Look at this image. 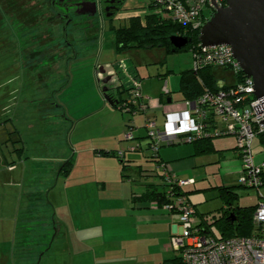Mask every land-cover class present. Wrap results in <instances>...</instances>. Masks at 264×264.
Segmentation results:
<instances>
[{
	"label": "rangeland",
	"instance_id": "rangeland-1",
	"mask_svg": "<svg viewBox=\"0 0 264 264\" xmlns=\"http://www.w3.org/2000/svg\"><path fill=\"white\" fill-rule=\"evenodd\" d=\"M48 1L36 0L42 4L39 9L42 14L35 26L24 31L27 34L23 33L20 37L18 25L9 30H1L8 31L4 37L0 36V169H4V173H0V197L5 200V239L8 234L10 236L8 231L10 225H13V218L12 222H8L7 217L9 214L14 216L19 199L21 201L18 207L22 212L24 208L21 205L28 197L44 199L49 191L47 186H50L46 180L48 181V176L51 175L52 167L58 166L56 158L63 157L61 164L67 157L72 159V147L78 142H81L83 147L91 145L92 150H99L100 145L115 140L121 144L120 148L114 149L117 153L125 151V156L135 159V163H132L130 168L127 166L121 176L118 174L120 158L109 157L113 165L118 167L117 174L116 170L112 172L109 169V164L100 162L103 164L101 170L107 167L104 176L108 181L105 190L99 194L102 198L117 199L119 203L121 191L126 193L131 189L139 192L147 183L157 184L161 188L162 170L154 162L146 160L148 152L128 149L140 140L136 136L146 135L142 127L144 115L125 112L113 107L104 99L99 68L104 71L116 69L118 78L124 83L123 87L128 86L130 78L135 76L142 94L154 103L162 93L167 98L175 99L179 96L180 73L192 66V53L187 50L171 52L165 47L154 46L132 47L121 53L115 51V28L128 26L134 16L143 22L145 14L149 11V0H119L112 13H96L92 23L80 22L82 16H76L73 22L66 26L65 35L64 26L60 24L49 27L58 21L49 5L45 6ZM204 14L206 17L210 16L206 9ZM8 16L6 19L12 21L11 14ZM2 18L3 13L0 10V20ZM110 91L122 99L127 96L126 92L117 95L115 87H111ZM149 113L151 116L152 111ZM155 113L157 125H162L165 119L164 110L158 108ZM66 120L70 126H67ZM127 124L132 125L131 132L135 136L132 140L124 138L125 133L129 131ZM218 128H223L221 120L218 121ZM79 134L80 137L75 138ZM212 140L215 146L222 150V156L215 152L201 157L189 173L181 171L174 174L180 179L193 178L190 180L194 183L184 187V190L189 191V199L201 207L198 208L200 212H213V216L217 218L218 209L224 201L218 187L224 185L229 186V190L236 194L234 205L255 206L259 200L264 199V185L259 187L258 191L240 185L242 159L231 149L235 145V137L232 134H221ZM188 145L190 143L165 144L160 149L189 147ZM251 153L255 164L264 161V147L257 137L251 143ZM167 155L170 163L180 160L173 159L176 156L173 150L167 152ZM81 159L87 158L81 155L80 163L75 167L70 181L81 178ZM74 160L75 156L73 164ZM9 164L17 167L14 178L16 184L13 185L4 184V176H11L6 170ZM135 164H141L143 167L140 177L135 171L138 170ZM100 175H103V172ZM31 180L34 185L26 192L24 184ZM52 180L54 184L55 178ZM62 181L63 177L60 175L58 183L48 194L50 200L55 197L56 211L59 213L61 209L58 207V201H62L60 198L64 192ZM108 202L110 208L117 206L114 201ZM43 208H46L45 203L35 209ZM208 215L209 222L212 223V214ZM211 228L210 235H221L215 225ZM154 238L155 236H140L133 242V264H180L177 261L165 263V259L179 258L180 254L172 246L166 249L163 241ZM128 259L129 257L126 258ZM125 263L128 264L127 261Z\"/></svg>",
	"mask_w": 264,
	"mask_h": 264
},
{
	"label": "crops",
	"instance_id": "crops-1",
	"mask_svg": "<svg viewBox=\"0 0 264 264\" xmlns=\"http://www.w3.org/2000/svg\"><path fill=\"white\" fill-rule=\"evenodd\" d=\"M170 99L171 101L167 102L165 96V103L162 104L160 97L157 100L155 99L154 103L149 98L151 116L155 120L157 118L155 111L158 108L163 109L165 112L176 110L177 106L182 105V101H173L172 97ZM66 123L67 126H70L69 121L66 120ZM78 137H80V134L76 135L75 138ZM140 143L144 144V140L140 139ZM120 146V143L118 144L113 140L110 143L100 145V149L114 150L120 148ZM188 146L166 150L160 149L159 158L161 162L158 166L162 172L168 170L173 174H178L181 171L189 173V170L197 165L199 158L207 157L215 152L220 153V156L223 155L222 150L215 146L213 140L212 149H215L214 152H206V145L190 143ZM92 148L91 145L81 146V142H78L77 145L75 143L72 147V159L69 158L73 163V157L75 156L74 164L66 176L62 175L64 192L60 198L62 201H58L61 213L58 210L56 211L55 197L53 196L50 200L48 194L60 178L61 160H64L62 156L56 158L58 166L52 167L51 175L48 176V181L46 180V183H50V186H47L49 191H47L46 197L44 199L31 197L23 199L24 202L21 206H23L24 212L18 207L21 201L19 199L14 216L9 214L7 217L8 222H12L13 218V225H10V230L8 229L10 236L7 233L6 239L5 215L3 213L5 200L0 197V264H114L116 262L126 264L125 261L128 264H133L134 256L131 254L133 242L135 243L140 236H143V238L155 236L154 239L163 241L166 249L171 246L170 237L180 230L178 216L158 207L155 201L135 198L134 196L140 194L145 186L139 192L131 189H128L126 193L121 191L122 197L119 198V203L117 199L102 198L99 194L102 190H105L108 181L104 176L107 167L101 170L103 164H100V162L109 164V169L112 172L116 170V174L118 167L116 168L112 159L109 158L112 156H102L97 153V149L92 150ZM170 150L175 152L176 156L173 159H180L179 161L169 162L167 152L169 153ZM81 155L87 158L86 160L81 159V168H83L81 178L70 181L75 167L80 163ZM133 160H135L133 157L125 156L128 168L131 167L132 163H135ZM119 164L120 172L118 174L121 176L120 161ZM136 165L135 167L138 170L135 171L139 173L138 176L140 177L142 175L140 170H143V167L141 164ZM16 169V165H8L6 170L11 173V176H4V184H16L14 180ZM2 172L4 173L3 168L0 169V173ZM102 172L103 175H100ZM98 173L99 175H96ZM53 178L56 180L54 184H52ZM188 179L193 178L189 177L185 180ZM117 183L125 185L123 182ZM33 185L32 180L24 184L25 191L27 192ZM156 186L158 185L156 184ZM40 191L42 192V190ZM108 201H114L117 206L110 208ZM43 203L46 204V208L42 210L35 209ZM198 208L201 207L197 205L198 213H207L200 212ZM112 216L113 219H111ZM32 232L34 233L32 234ZM128 257L129 259L126 260Z\"/></svg>",
	"mask_w": 264,
	"mask_h": 264
},
{
	"label": "built area",
	"instance_id": "built-area-1",
	"mask_svg": "<svg viewBox=\"0 0 264 264\" xmlns=\"http://www.w3.org/2000/svg\"><path fill=\"white\" fill-rule=\"evenodd\" d=\"M151 2L156 12H167L173 20L190 28L202 26L201 15L204 8L214 10L212 0H151ZM214 3L222 6L220 0H214ZM191 53L193 69L212 66L226 68L232 72L241 71L229 45L199 44ZM100 69V82L104 76H110L106 84L101 82L108 88L106 93L113 94L110 91L111 87H115V90L119 87L127 89L126 99L116 97V100L119 99V103L125 106L124 111H129L133 107L135 113L144 115L142 127L150 142L151 152L158 151L161 144L191 143L221 134H232L236 139L238 156L242 159L240 185L255 188L257 191L262 186L261 172L264 169V161L258 164L253 162L251 143L259 133L264 132V100L254 96L251 77L241 71L243 77L236 81L234 86L215 92L206 91L195 100L182 101V105L177 106L176 110L165 111L162 125H157L155 119L147 115L150 110L149 97L142 94L135 76L130 78V82L128 80V86L123 87L124 83L118 78L116 70H107L102 74ZM215 118L217 123L221 120L224 129L211 127L210 124L214 123ZM131 128L132 125L124 135L127 140L133 139ZM137 147L138 145L129 146L128 149L134 151ZM163 172L164 179L177 187L192 182L175 178L168 170ZM165 208L178 212L180 230L170 237V244L179 252L180 264H264V199L257 202L252 215L253 221L259 226V234L251 237L217 239L210 234L201 233L196 227L195 208L184 196H178L172 204L165 205Z\"/></svg>",
	"mask_w": 264,
	"mask_h": 264
},
{
	"label": "trees",
	"instance_id": "trees-1",
	"mask_svg": "<svg viewBox=\"0 0 264 264\" xmlns=\"http://www.w3.org/2000/svg\"><path fill=\"white\" fill-rule=\"evenodd\" d=\"M31 1V0H30ZM29 0H0V10L3 13V18L0 20V36L3 37L8 33L1 32L3 29H11L18 25V34L21 35L24 33L25 30L30 29L34 24H36L37 20L41 17L42 10H39L42 4L36 2L34 0L32 3ZM30 2V3H29ZM221 4H225V0H220ZM37 3L39 4L37 6ZM49 5L48 3L45 6ZM149 11L144 16V21L142 22L141 19L137 16L131 18L129 25L124 27L115 28V51L117 53L124 52L132 47H144L150 48L154 46L165 47L167 51H171V47L168 41V36L170 35H182L186 36L190 39V42L182 49L192 52L194 49L199 47V28H190L189 26L182 25L171 18L169 13L161 11L156 12L155 6L153 2H149ZM207 10L210 15L213 13V10H208L207 8L203 9L201 18L202 23H204L209 17H206L204 14V10ZM11 14L12 21H8L6 18ZM9 17V16H8ZM5 19V20H4ZM52 21V20H51ZM8 22V23H7ZM59 23L51 26H56ZM35 26V25H34ZM35 28V27H34ZM33 28V29H34ZM48 28V26H47ZM29 33V32H28ZM27 34L24 33L23 35ZM1 38V37H0ZM34 40V39H33ZM181 50V51H182ZM243 77V73L239 70L238 72H232L226 68L220 67H212V66H202L197 69L191 68L186 69L180 73V86H179V96L172 100L175 101H186V100H195L201 94L206 91L215 92L219 89H227L230 86H234L236 81ZM220 82V83H219ZM116 91V90H115ZM122 92H126L128 95V90L121 87L117 88L116 94H121ZM102 95L103 92L101 91ZM113 94L108 95L112 101V106L117 107L120 110H123L125 106H122L119 103V99L116 100V95ZM104 97V96H103ZM119 97V96H118ZM120 98V97H119ZM122 99V98H121ZM126 99V97H125ZM165 95L162 93L160 96V101L162 104L165 103ZM150 107V106H149ZM134 108L125 110V112L133 113ZM150 110L148 111V115L150 116ZM135 113V112H134ZM152 117V116H151ZM155 119L154 117H152ZM214 123H211V127H217V118L213 120ZM127 127H130V124H127ZM135 136H133L134 138ZM138 139L144 140V144L140 143V140L136 142L138 145L137 149L134 151H143L146 150L149 156H146L148 161H152L156 164L157 167L160 164L159 158V150L160 147L165 145L161 144L158 148V151L155 153L149 150V140L147 135L145 136H136ZM262 147H264V132L259 133L256 136ZM255 137V138H256ZM192 144H200L202 146L206 145V152H214L215 149H212V138L207 139H199L196 141L191 142ZM233 152L235 154H239L236 149V142L233 147ZM119 152H122L121 154ZM118 153L115 150H98L102 156H112L116 158H120L121 163V170H125L127 168L126 161L124 158L125 151H119ZM220 154V153H219ZM123 158V159H121ZM73 163L71 159H67L65 162L61 164L59 173L63 176H66L72 167ZM141 169V168H140ZM140 171H143L142 169ZM262 185H264V169H262ZM164 172L161 174L162 178V187L156 186V184H146L144 190L134 196L138 199L148 200V201H155L158 207L166 210L169 213H174L177 215V211L174 209L170 210L165 208V205L172 204L174 199L178 196H184L186 201L190 203L195 208L196 214V227L199 228L201 233L203 234H211L212 232V225H215L218 230L220 231L221 235L216 237V235H212L217 239H227L231 237H251L254 235H258L259 226L253 221L252 215L254 209L257 205L252 207H244L234 205V198L236 194L229 190V186L222 185L218 187L221 191V195L224 198L223 205L218 209V217L216 218L213 212L207 213H198L196 207L197 205L194 204L188 197V192L184 190V187L193 183L190 182L186 185L177 187L175 184H169L163 176ZM175 176V175H174ZM175 178H177L175 176ZM180 179V178H178ZM185 180V179H183ZM170 190L171 195L168 194V190ZM212 214L213 221L212 223L209 222L208 214ZM212 224V225H211ZM177 261L180 263L179 258H173L165 260L164 262L171 263Z\"/></svg>",
	"mask_w": 264,
	"mask_h": 264
},
{
	"label": "water",
	"instance_id": "water-1",
	"mask_svg": "<svg viewBox=\"0 0 264 264\" xmlns=\"http://www.w3.org/2000/svg\"><path fill=\"white\" fill-rule=\"evenodd\" d=\"M199 29L201 46L226 44L231 47L233 57L241 71L253 80L254 96L264 100V0H225L218 6ZM93 14V11H82ZM67 23L64 26V35ZM171 52L181 51L189 42L186 36L170 35ZM100 72L104 74L101 68ZM109 75L101 79L106 84ZM107 86L101 88L104 99L112 105ZM167 102L171 99L167 98Z\"/></svg>",
	"mask_w": 264,
	"mask_h": 264
},
{
	"label": "flooded vegetation",
	"instance_id": "flooded-vegetation-1",
	"mask_svg": "<svg viewBox=\"0 0 264 264\" xmlns=\"http://www.w3.org/2000/svg\"><path fill=\"white\" fill-rule=\"evenodd\" d=\"M48 4L55 19L63 26L65 23L67 25L72 23L76 16H82L80 22L92 23L96 13L107 15L112 13L117 8L119 0H49ZM84 10L93 11V14L89 12L82 14Z\"/></svg>",
	"mask_w": 264,
	"mask_h": 264
}]
</instances>
